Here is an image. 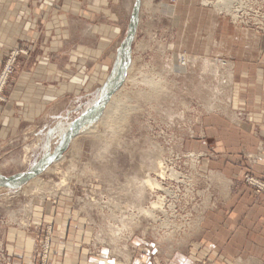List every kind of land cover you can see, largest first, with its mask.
<instances>
[{
	"label": "rangeland",
	"instance_id": "1",
	"mask_svg": "<svg viewBox=\"0 0 264 264\" xmlns=\"http://www.w3.org/2000/svg\"><path fill=\"white\" fill-rule=\"evenodd\" d=\"M63 2L31 0L28 20L39 16L33 4H48L51 38L76 31L79 43V23L62 19L75 16ZM105 8L120 28L98 59L75 60L76 44L45 45L41 18L31 33L0 44V106L21 120L0 123V264H13L15 243L33 264H60L57 248L69 243L86 263L109 256L132 264L146 255L148 264H171L175 253L202 244L205 217L219 209L224 178L199 146L202 125L214 114L235 115L233 58L242 49L263 58L264 0H110ZM100 16L96 24L106 20ZM46 58L61 64L66 88L26 118L34 93L39 103L46 98L39 84L25 96ZM77 75L83 80L71 88ZM146 176L158 188L136 193ZM9 228L19 234L14 248Z\"/></svg>",
	"mask_w": 264,
	"mask_h": 264
},
{
	"label": "crops",
	"instance_id": "2",
	"mask_svg": "<svg viewBox=\"0 0 264 264\" xmlns=\"http://www.w3.org/2000/svg\"><path fill=\"white\" fill-rule=\"evenodd\" d=\"M30 2L31 0H0V44L12 43L19 36L31 33L32 30L29 28L32 25L35 26L36 23L38 25L39 18H41L45 29V45L46 41L49 44L55 41L59 46L68 43L76 44L79 46V50L75 47L77 50L75 54L78 57H74V59L79 62H85L93 56L98 59L106 53L112 40L117 37L120 28L118 16L115 12L105 8L110 0H83L84 3L81 0H64V12L72 13L75 16L62 14V19L68 24L70 19H75L79 23V43L74 36L76 31L72 34L68 30L56 39L51 38V8L48 4L37 6L33 4L32 8L39 16L28 20L27 14L32 10L31 7H27L28 9L25 7ZM104 13L106 20L96 24L95 17ZM70 28L72 27L70 26ZM86 31L88 34L85 35ZM84 35L93 36V39L88 42L86 40H89V37L83 38ZM242 41L241 37L240 44L244 45ZM59 49L58 52L62 55L61 52L64 49ZM242 50H239L233 58L235 115L230 117L214 114L205 118L201 130V135L205 137V143L203 146L201 143L199 144L200 148L215 156L211 160V167L223 175L225 192L220 200L219 209L208 212L205 217L202 244L193 247L187 254L184 252L175 253L171 264H199L204 259L208 260L210 264H247L250 259L253 260L252 262L254 260L264 262V193H256L255 189L244 181V175L247 172L264 180V56L259 58L255 52L245 54ZM45 53H48L46 46ZM51 53L52 48L49 49L48 54L51 56ZM1 61L2 54L0 53V63ZM96 66L100 67L99 64ZM39 69L33 74L32 84L27 89L25 96L27 99H32V92L38 84L45 88L47 95L45 100L39 103L37 101L39 95L36 96L34 93L35 104L26 112V118L33 117L36 112L43 109L46 103L53 98V93L60 96L66 88L64 78L67 77V73L63 72L61 64L53 63L46 58ZM53 70L55 73H52ZM80 76L77 75L73 79L71 88L75 85L79 86L83 80L79 79L82 78V75ZM53 77L61 81L60 89L52 88ZM8 108L10 107L0 106V123L12 127L19 125L21 120L15 116L14 107L5 114L3 109ZM238 113L241 114L240 117L237 116ZM13 131L14 128H11V132ZM64 224L61 234L58 232L59 236L66 235L67 225ZM17 235L19 234L14 231V228L8 229L7 238L11 240L13 248V238H18ZM15 246L17 250L14 254L13 264H33L28 254L22 253L18 249L21 246L19 247L16 243ZM31 247L32 241L27 238L23 248L28 251ZM57 249L60 255L59 257L54 256V258L60 264H120L109 256H105L106 259L99 258L91 260V263H86L82 255L81 258L84 259L79 261V251L77 248H72L70 243L61 245ZM64 249H67V254L62 259ZM146 258L147 256L143 255L132 264H148Z\"/></svg>",
	"mask_w": 264,
	"mask_h": 264
},
{
	"label": "bare ground",
	"instance_id": "3",
	"mask_svg": "<svg viewBox=\"0 0 264 264\" xmlns=\"http://www.w3.org/2000/svg\"><path fill=\"white\" fill-rule=\"evenodd\" d=\"M173 9V8H172ZM195 60L191 61V62H194ZM156 168H155V171L157 172V175L159 176H164L166 175V172H165V164L162 160H157L156 164H155ZM141 181V185H139L136 189V193L140 194L145 188H150V189H155V188H158L159 186V183L154 181L151 177L149 176H146L144 177L142 180L140 179ZM1 182V181H0ZM4 182V181H3ZM8 182V181H6ZM139 182V181H138ZM152 209H155L156 207H158V204L156 202H152ZM143 211L146 213V214H150V211H151V207H150V211L149 210H144Z\"/></svg>",
	"mask_w": 264,
	"mask_h": 264
},
{
	"label": "built area",
	"instance_id": "4",
	"mask_svg": "<svg viewBox=\"0 0 264 264\" xmlns=\"http://www.w3.org/2000/svg\"><path fill=\"white\" fill-rule=\"evenodd\" d=\"M245 177H246V182L250 186H252L256 190L257 193L264 192V180L257 178L251 175L250 173H247Z\"/></svg>",
	"mask_w": 264,
	"mask_h": 264
}]
</instances>
